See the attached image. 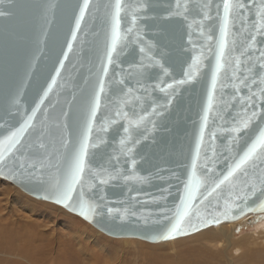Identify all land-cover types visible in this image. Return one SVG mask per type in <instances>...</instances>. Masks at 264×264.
<instances>
[{"label":"water","instance_id":"95a60500","mask_svg":"<svg viewBox=\"0 0 264 264\" xmlns=\"http://www.w3.org/2000/svg\"><path fill=\"white\" fill-rule=\"evenodd\" d=\"M114 3L88 0L81 18L84 0H0V141L25 128L0 179L107 237L150 244L264 213V146L216 187L264 130V29L254 26L264 0L243 20L230 14L219 70L223 0H121L109 62ZM89 122L85 171L58 204L53 186ZM193 172L181 234L159 239Z\"/></svg>","mask_w":264,"mask_h":264},{"label":"rangeland","instance_id":"374dc122","mask_svg":"<svg viewBox=\"0 0 264 264\" xmlns=\"http://www.w3.org/2000/svg\"><path fill=\"white\" fill-rule=\"evenodd\" d=\"M248 218L250 216L243 218L241 222H236V224H222L219 227L217 226L218 228H215L217 232H221L220 229L230 231L234 245L225 251V255L229 256L234 264L238 262V264H260L262 262V255H260L258 248H264V226L260 228L261 226L258 223H256V226H247V224H253V221H249ZM0 224L20 234L25 227L24 225L27 224L29 225V230L32 232H35L33 226H36L38 231L52 233L54 237L56 234L62 236L63 239L67 237L77 248H81L87 252L89 257L95 258V255H98L96 256L98 259H96L100 260L102 264H108L109 261L114 262V259L116 264H121L122 262L123 264H127L129 260L132 262L135 259L139 260L138 264L141 259L148 260L149 262L160 261L163 254L174 255L180 250L191 247H200L199 249H202V252H206L208 249L221 250L216 240H196L195 238L196 235L209 231L211 228L187 237L157 244H150L136 239L110 238L94 229L79 217L66 212L52 203L38 201L1 179ZM19 224H24L23 228L17 229L16 227ZM242 239H244V242L246 241L244 246L239 244ZM61 240L59 239V241ZM244 253L252 255L242 258ZM245 259L248 261H245ZM221 264H225V261Z\"/></svg>","mask_w":264,"mask_h":264},{"label":"snow or ice","instance_id":"6c2138e0","mask_svg":"<svg viewBox=\"0 0 264 264\" xmlns=\"http://www.w3.org/2000/svg\"><path fill=\"white\" fill-rule=\"evenodd\" d=\"M252 0H223V15L220 17V39L218 42L219 52L217 55V63L216 68L219 70L221 66V59L225 55V48L228 43V36L230 34V14L232 16L233 21L243 20L244 17L242 15V10L248 8L249 4ZM88 7V0H84V7L80 10V16L83 17L85 8ZM112 8L110 13L111 21H112V45L108 49V58L109 62H111L112 52L115 50L116 44L120 39L121 32V12L123 11L121 0H115L114 5L109 6ZM219 9V5H217ZM5 15L3 12H0V16ZM256 16L259 17V21L254 25L257 28L264 29V6L260 7L256 12ZM135 19V18H134ZM79 18L77 19V25H79ZM211 39V37H209ZM252 40H255V36L252 37ZM143 51V49H141ZM264 56V53H262ZM260 67H264L261 65ZM105 71L107 69L105 68ZM258 74V73H257ZM213 86L216 81V73L213 72L212 76ZM183 83V81H181ZM101 91H103V84L101 83ZM211 93L209 94V105L211 104ZM98 104V100H97ZM96 114V106H93L91 115L95 116ZM31 117H29V120ZM205 120H207V109H205ZM27 123V122H26ZM247 126V125H245ZM126 132L127 128L124 129ZM25 131L24 127H21L18 131L13 132L10 136L6 138L4 141H0V163L6 164L4 153H11L13 149L19 144L18 137L21 133ZM91 131V123L87 124V127L83 131L79 141L78 146L74 147V150L68 154L66 157V169L64 172V177L61 181H57L53 186L54 195L56 196V203L63 204L67 206L68 202L73 198V191L76 188L77 184L81 181L82 174L85 171V159L88 153L89 148V132ZM123 144L124 141H121ZM257 144L264 146V130L260 132V135L256 142H254L248 150L244 153L243 156L240 157L239 161L236 162L234 169L230 170L227 175L223 176V179L219 181V184L216 185L217 188L220 185L228 182L230 177L233 176V173L236 170H240L254 155L256 152ZM199 148V145H197ZM193 169H195V160H193ZM127 179V177H126ZM104 183V181H102ZM199 180L195 176V172L193 175L189 177L188 182L185 184V193L186 195L181 196V203L176 206V219L175 223L167 230V232L160 236L159 239L168 240L171 239L174 235L181 234V224L184 220V217L187 215V208L189 207V201L194 199V184L199 185ZM80 207V215H82L86 219H91L92 217L89 215L90 211H94V209H90L88 203L81 199L79 202ZM75 210V209H73ZM251 210V209H249ZM111 212V209H109Z\"/></svg>","mask_w":264,"mask_h":264},{"label":"bare ground","instance_id":"6f19581e","mask_svg":"<svg viewBox=\"0 0 264 264\" xmlns=\"http://www.w3.org/2000/svg\"><path fill=\"white\" fill-rule=\"evenodd\" d=\"M249 216L248 220L253 221V224H247V226H256V223L260 224V228L264 226V213ZM242 219L236 222H241ZM236 222L233 223L236 224ZM23 225L19 224L16 228H23ZM24 226L20 234L0 224V264H102L100 260H97L96 256L98 255H95V258L89 257L87 252L77 248L67 237L63 239L62 236L57 234L54 237L52 233L38 231L36 226H33L35 232H32L29 230V225L26 224ZM218 227H210L209 231L202 232L196 235L195 238L196 240H216L221 250L208 249L206 252H202V249H199L200 247H191L180 250L174 255L163 254L160 261L149 262L141 259L139 264H221L224 261L225 264H234L233 260L225 255V251L234 245L232 235L229 230L220 229L221 232H217L215 228ZM59 239L62 240L59 241ZM240 242L239 244L244 246L246 241L244 242V239H242ZM258 250H260V255H262L260 264H264V248H258ZM249 255L244 253L242 258L249 257ZM138 261L136 259L132 262L129 260L127 264H138ZM245 261L248 260L245 259ZM108 264H116L115 259L114 262L109 261Z\"/></svg>","mask_w":264,"mask_h":264}]
</instances>
